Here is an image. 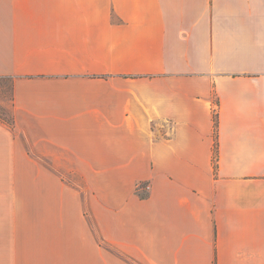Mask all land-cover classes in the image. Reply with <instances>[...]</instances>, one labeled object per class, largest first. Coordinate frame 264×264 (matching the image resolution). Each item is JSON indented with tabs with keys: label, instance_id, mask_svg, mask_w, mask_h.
I'll return each instance as SVG.
<instances>
[{
	"label": "crops",
	"instance_id": "1",
	"mask_svg": "<svg viewBox=\"0 0 264 264\" xmlns=\"http://www.w3.org/2000/svg\"><path fill=\"white\" fill-rule=\"evenodd\" d=\"M0 75L82 175L0 177V264H264V0H0Z\"/></svg>",
	"mask_w": 264,
	"mask_h": 264
},
{
	"label": "rangeland",
	"instance_id": "2",
	"mask_svg": "<svg viewBox=\"0 0 264 264\" xmlns=\"http://www.w3.org/2000/svg\"><path fill=\"white\" fill-rule=\"evenodd\" d=\"M7 92L4 89V84L0 82V111H2L3 107L10 109V102L8 100ZM8 128L12 132H14V134H19L20 140L23 142L28 152L27 158L40 162V164H42L47 169L37 170V169H26V168L24 169L23 168H11V165L9 164L10 167L8 168H0V177L32 178V177L59 176V177H63V178L73 180L76 182H78L80 178H82V175L80 174L79 171L61 170V169L54 168V164H52L47 158L40 157V155L35 153L34 147L31 141L23 137L22 134L19 133L18 131L13 130L14 126L13 128H10V127ZM146 190H147V186H146Z\"/></svg>",
	"mask_w": 264,
	"mask_h": 264
},
{
	"label": "trees",
	"instance_id": "3",
	"mask_svg": "<svg viewBox=\"0 0 264 264\" xmlns=\"http://www.w3.org/2000/svg\"><path fill=\"white\" fill-rule=\"evenodd\" d=\"M0 82L4 84V89L7 92L8 90V100L10 102V109L3 107L2 111H0V122L7 125L10 128L14 126V112H13V99H14V79L11 76H3L0 75ZM214 113V135L216 134V127H217V119ZM216 160H217V145L214 144L213 147V156L212 162L214 169L216 167ZM147 182H139L136 183L135 192L141 197L144 198L147 196L146 190Z\"/></svg>",
	"mask_w": 264,
	"mask_h": 264
}]
</instances>
